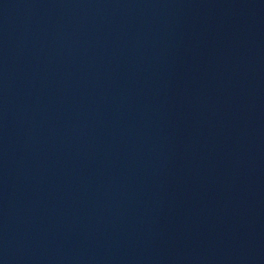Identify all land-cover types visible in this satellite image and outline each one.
<instances>
[{
	"label": "water",
	"instance_id": "water-1",
	"mask_svg": "<svg viewBox=\"0 0 264 264\" xmlns=\"http://www.w3.org/2000/svg\"><path fill=\"white\" fill-rule=\"evenodd\" d=\"M263 0H0V264H216Z\"/></svg>",
	"mask_w": 264,
	"mask_h": 264
}]
</instances>
